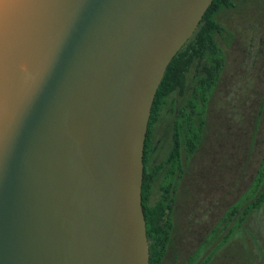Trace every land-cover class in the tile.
<instances>
[{"label": "water", "instance_id": "obj_1", "mask_svg": "<svg viewBox=\"0 0 264 264\" xmlns=\"http://www.w3.org/2000/svg\"><path fill=\"white\" fill-rule=\"evenodd\" d=\"M213 0H0V264H150L144 146Z\"/></svg>", "mask_w": 264, "mask_h": 264}, {"label": "rangeland", "instance_id": "obj_2", "mask_svg": "<svg viewBox=\"0 0 264 264\" xmlns=\"http://www.w3.org/2000/svg\"><path fill=\"white\" fill-rule=\"evenodd\" d=\"M235 3V8L224 9L218 16L227 28L223 36H218L226 53V65L210 98L198 148L190 157L181 149L182 176L170 202L172 208L161 222L170 232L162 264H184L198 250L227 208L249 187L262 155L264 0H235ZM194 74L193 67L188 73L189 86ZM189 91L171 93L151 124L147 160L151 207L162 196L161 182L175 144L176 114ZM224 231L218 230L195 264H205L209 252L214 257L208 264H264V207L251 214L242 230L216 251ZM163 242L164 239H148L149 257L150 245L155 243V250H159Z\"/></svg>", "mask_w": 264, "mask_h": 264}, {"label": "trees", "instance_id": "obj_3", "mask_svg": "<svg viewBox=\"0 0 264 264\" xmlns=\"http://www.w3.org/2000/svg\"><path fill=\"white\" fill-rule=\"evenodd\" d=\"M235 0H213L193 36L183 45L169 63L161 84L157 90L144 146V177L142 184V204L146 219L148 239H164L162 249L155 250V243L150 245V264H162L170 232L163 228L161 222L171 210L175 188L182 176L181 149H185L186 157H190L198 148L207 119V107L211 96L218 86L220 77L226 65V53L218 36H223L227 28L220 22L218 16L224 9L235 8ZM218 18V19H217ZM195 68L194 81L188 85V73ZM190 89L185 102L176 114L174 124L175 144L168 158V165L161 182L162 196L154 207L149 204L150 179L147 160L151 150V124L164 108L168 96L174 91L186 93ZM161 167V165H160ZM264 207V146L257 170L249 187L231 204L218 223L206 235L204 241L184 264H195L199 254L207 251V246L213 241L218 230L225 229L219 236L215 250L227 245L231 239L244 227L254 212ZM169 218V217H168ZM169 225V224H168ZM162 229H164L163 232ZM217 241V240H216ZM218 248V249H217ZM213 252L205 257V264L212 258ZM212 257V258H211Z\"/></svg>", "mask_w": 264, "mask_h": 264}]
</instances>
